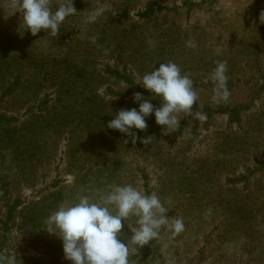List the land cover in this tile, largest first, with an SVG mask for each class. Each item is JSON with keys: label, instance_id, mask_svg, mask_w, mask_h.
Listing matches in <instances>:
<instances>
[{"label": "rangeland", "instance_id": "rangeland-1", "mask_svg": "<svg viewBox=\"0 0 264 264\" xmlns=\"http://www.w3.org/2000/svg\"><path fill=\"white\" fill-rule=\"evenodd\" d=\"M64 2L51 0L52 10ZM10 5L0 0L4 264H70L43 229L47 217L124 185L155 193L169 222L184 223L176 236L162 226L129 264H264V0H73L57 37L24 31ZM167 62L190 76L192 111L207 119L181 116L168 134L149 115L135 143L108 129L116 112L138 107L135 93L159 107L142 77ZM217 62L230 93L219 103L209 77Z\"/></svg>", "mask_w": 264, "mask_h": 264}, {"label": "clouds", "instance_id": "clouds-1", "mask_svg": "<svg viewBox=\"0 0 264 264\" xmlns=\"http://www.w3.org/2000/svg\"><path fill=\"white\" fill-rule=\"evenodd\" d=\"M10 6L22 14L24 31L33 36L47 31L57 37L65 19L77 12L73 0H65L55 11L52 10L51 0H11ZM104 11L100 8L92 12L88 22L95 23ZM187 46L195 47V44L189 41ZM226 72V62H217L209 74L215 85L214 102L229 99ZM141 87L151 96L159 98V107L154 108L149 100L135 93L133 103H137L138 107L119 110L107 124L108 129L131 137L133 143L139 138L134 130H145L149 115L154 116L155 123L161 126L163 133L167 131L168 134L180 125L181 116L201 121L207 119L203 113H193V105L197 101L193 81L188 74H182L174 62L160 63L145 74ZM129 217H135L136 221L130 229L131 237L124 243L118 235ZM162 226H167L173 236L184 231L182 219L169 222L167 208L155 193L145 194L132 185H124L114 186L100 197L99 202L80 196L76 203L61 204L47 217L43 229L60 239L64 259L70 264H129L130 254L149 245L158 237ZM14 261L15 257L9 264H14ZM0 264H4L3 258H0Z\"/></svg>", "mask_w": 264, "mask_h": 264}, {"label": "trees", "instance_id": "trees-1", "mask_svg": "<svg viewBox=\"0 0 264 264\" xmlns=\"http://www.w3.org/2000/svg\"><path fill=\"white\" fill-rule=\"evenodd\" d=\"M20 200H18V203L13 204V206H6L7 210L9 211V214L16 210V208L20 205Z\"/></svg>", "mask_w": 264, "mask_h": 264}]
</instances>
